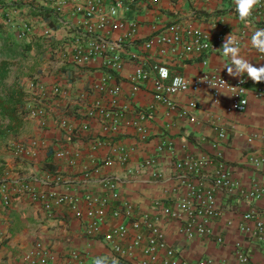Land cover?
<instances>
[{
    "label": "crops",
    "instance_id": "0c3cea01",
    "mask_svg": "<svg viewBox=\"0 0 264 264\" xmlns=\"http://www.w3.org/2000/svg\"><path fill=\"white\" fill-rule=\"evenodd\" d=\"M87 1L90 0H72L81 4ZM94 1L108 5L113 0ZM34 6L40 12L33 10ZM53 6L51 0H0V71L6 72V77L0 80V99L1 103L9 104L12 118L18 122H10L0 110V135L7 137L5 146L0 145V183L10 189L9 206L0 208V264H24L36 243L51 253L52 264H73L74 251L83 252L84 264H92L97 257H107L110 264L115 255L105 237L113 227L128 225L129 221L109 216L99 232L88 238L83 234L84 219H77L67 203L54 205L56 197L68 194L79 200V209L85 210L86 205L80 199L88 192L100 193L98 181L104 177L117 180L121 202L131 204L139 214L155 222L167 245L175 250L173 264H240L236 251L247 253L251 264H264L259 244L241 231L255 228L256 220L245 219L246 215L252 211L264 214V102L253 95L258 82L246 83L248 105L241 113L234 110L233 97L224 88L212 92L200 88L174 97L180 106L189 100L196 102L191 119L168 112L145 90L135 92L129 101L132 93L129 77L134 69L131 59L123 62L118 73H110L100 59L83 67L70 65L69 56L61 58L55 49L67 40V30ZM12 11L18 12L17 20L29 19L34 27L26 42L18 41L3 21ZM67 11L68 8L64 9ZM125 17L137 21L140 38L173 24L198 27L212 37H223L218 53L207 56L180 60L170 53H148L153 61L163 62L171 72L188 79L203 71H214L228 81L247 77L246 72L238 71L230 63L231 54L229 58L223 56L225 44L229 47L238 44L237 58L256 68L264 66V53L251 45L252 34L264 28V0L254 5L247 22L239 19L235 0H157L153 9L130 10ZM45 28L51 31L49 38L43 36ZM231 36L235 39L229 43ZM121 37H124L121 31L109 35L111 40ZM130 52H135L131 46L127 54ZM137 54L146 55L140 49ZM227 67L232 69L231 73ZM30 80L48 86L57 82L63 91L67 88L68 97L60 94L44 103L47 111L44 120L26 115L32 97L23 84ZM94 83L104 91L92 90L87 102L99 101L110 112L107 119L119 122L115 134H105L98 117L86 118L80 112L85 102L77 96L87 93ZM115 85L120 93L114 99L115 105L110 106L112 100L107 90ZM149 107H152L150 114L145 115ZM221 131L224 137L219 136ZM141 133L147 136L145 140L140 139ZM14 144L28 147V154H16ZM115 147L128 153L126 162H107ZM63 149L72 153L74 165H68V158L55 157ZM185 160L202 164L197 172L175 167ZM218 170L227 172L238 189L228 194L215 187ZM189 186L211 191L220 211L208 225L211 231L208 237L185 239L182 225L164 218L162 213L163 208H172L185 200ZM253 186L262 190L261 198L254 202L246 198ZM24 187L43 200L48 199L51 210L44 209L43 200H33L20 190ZM135 233L129 228L119 245L128 247ZM219 237L221 244L216 243ZM134 255L141 256L139 248L134 249ZM163 256L160 252L159 258Z\"/></svg>",
    "mask_w": 264,
    "mask_h": 264
},
{
    "label": "built area",
    "instance_id": "2783aa9c",
    "mask_svg": "<svg viewBox=\"0 0 264 264\" xmlns=\"http://www.w3.org/2000/svg\"><path fill=\"white\" fill-rule=\"evenodd\" d=\"M54 4V11L59 21L65 25L67 30V40L62 41L56 49L57 55L61 58L68 55L70 65L83 67L93 61L101 60L103 66L110 73H118L125 60H130L134 64V69L129 77L132 86V93L129 101L133 99V94L139 90L149 92L157 103L162 104L168 112H175L182 118H190L197 108L194 100H189L184 106L178 105L174 97L188 93L197 92L200 88H205L209 92L215 89L224 88L233 97V108L236 112H244L247 105L246 83L252 81L249 77H241L237 81H228L214 71H203L198 77L188 79L181 74L173 73L169 67L161 61H153V57L148 53L165 55L170 53L177 59L202 57L218 53L224 38L212 37L209 33L202 31L198 27H184L182 25H167L157 29L146 38L138 36V23L134 19H127L125 12L137 9H153L157 0H113L108 5L90 0L85 3H76L72 0H51ZM134 6V8H132ZM68 8L65 13L64 9ZM33 10L40 12L37 6ZM113 10H115L113 12ZM17 11H12L3 19L5 25L10 28L14 37L20 42L28 41L34 33V27L28 20H17ZM39 19V17H35ZM92 19H96L92 23ZM113 31L124 32V37L111 40L109 35ZM51 31L45 28L43 36L49 38ZM131 46L135 52L127 54V49ZM146 53L139 56L138 49ZM52 52V51H51ZM206 66V60L202 61ZM167 69V75L162 76L160 69ZM179 77L182 81L180 86L173 84V80ZM111 80V79H110ZM70 81V80H68ZM24 90L32 97V105L26 109V115L30 119L44 120L47 117L44 103L49 99H55L60 94L67 96V88L63 91L62 86L55 82L50 86L39 80H30L23 84ZM67 86V85H66ZM92 90L102 93L104 89L94 83L87 93H80L78 100L84 101L85 106L80 112L86 118L98 117L103 123L105 134H115L119 129V122L110 118V112L105 109L99 101L88 104L87 98ZM120 89L117 85L107 90L111 97L110 106L115 105L114 99L119 96ZM254 97L264 102V81L258 82L257 88L253 92ZM109 106V107H110ZM152 107L147 113L150 114ZM144 115V116H145ZM143 116V117H144ZM220 137H224L221 131ZM147 136L141 133V140ZM14 152L18 155L28 154L29 148L23 144H14ZM112 156L108 158L110 163H124L128 159V153L122 147L111 149ZM72 153L67 150H59L55 153L56 158H68V165H74L71 158ZM201 162L185 160L175 164L176 168L186 167L191 172H197ZM227 172L218 170L216 172L215 187L222 188L225 193L231 194L238 189L237 183L231 181ZM99 192H88L83 195L85 210L78 207L79 200L68 194L56 197L54 205L67 203L77 219H84L83 234L88 238H93L100 230L109 216L120 219L122 222L129 221V224L122 223L113 227L111 234L105 237V241L111 252L118 261L124 264H173L175 250L167 245L163 235L155 227V222L145 215L139 214L133 206L127 202H121L117 191V180L112 177H104L98 181ZM20 190L30 195L33 200H43L42 196L27 189ZM10 189L5 183H0V208L8 207L10 204ZM262 190L253 186L247 193V199L254 202L261 198ZM43 207L47 211L51 210L52 203L45 199ZM164 218L179 222L181 231L187 240L194 238L208 237L211 233L208 225L216 219L220 211L216 209L211 191L201 188L188 187V196L185 200L172 208H163ZM245 219H255L256 224L253 231L241 228L246 235L259 244V248L264 252V214L252 211L244 217ZM129 228L135 231L131 239V244L122 248L119 243L124 240ZM117 241V242H115ZM222 239H216V243L221 244ZM139 248L141 256L134 255V249ZM164 256L159 258V253ZM240 264H251L248 254L236 251ZM73 264H84L83 252L74 251L71 253ZM24 264H52L51 253L40 243H36L33 250L28 255Z\"/></svg>",
    "mask_w": 264,
    "mask_h": 264
},
{
    "label": "clouds",
    "instance_id": "9594fccd",
    "mask_svg": "<svg viewBox=\"0 0 264 264\" xmlns=\"http://www.w3.org/2000/svg\"><path fill=\"white\" fill-rule=\"evenodd\" d=\"M258 0H235V11L238 13L239 19L241 21L247 22V18L251 15V10ZM115 10H113L114 12ZM235 38L230 37L229 43H231ZM251 45L256 48L260 53H264V28L257 29L251 36ZM240 52V48L237 44L236 47H229L225 44L222 48V54L224 57L229 58L231 54L230 63H234L238 71L246 72L247 77H249L254 82L264 81V66L259 68L253 67L251 63L245 62L243 59L237 58V54ZM228 72L231 73L232 69L227 67ZM160 72L162 76L167 75V69L161 68ZM173 84L180 86L182 81L179 77L173 80ZM92 264H109L107 257H97L92 261ZM110 264H118L115 258H112Z\"/></svg>",
    "mask_w": 264,
    "mask_h": 264
},
{
    "label": "trees",
    "instance_id": "16d2710c",
    "mask_svg": "<svg viewBox=\"0 0 264 264\" xmlns=\"http://www.w3.org/2000/svg\"><path fill=\"white\" fill-rule=\"evenodd\" d=\"M5 77H6V72L1 70L0 71V80L5 78ZM1 101L2 100L0 99V110L2 112V116L8 117V120L10 122L13 121L15 124L16 123L18 124L17 120L15 118H12L13 113L9 107V104L8 103H1Z\"/></svg>",
    "mask_w": 264,
    "mask_h": 264
},
{
    "label": "rangeland",
    "instance_id": "374dc122",
    "mask_svg": "<svg viewBox=\"0 0 264 264\" xmlns=\"http://www.w3.org/2000/svg\"><path fill=\"white\" fill-rule=\"evenodd\" d=\"M9 138V137H8ZM7 137L0 135V145H4L6 143ZM5 146V145H4Z\"/></svg>",
    "mask_w": 264,
    "mask_h": 264
}]
</instances>
